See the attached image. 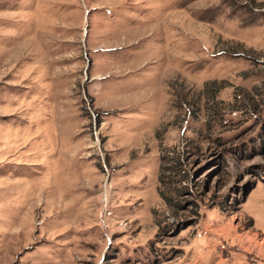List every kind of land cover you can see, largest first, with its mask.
Listing matches in <instances>:
<instances>
[{
    "label": "rangeland",
    "instance_id": "1",
    "mask_svg": "<svg viewBox=\"0 0 264 264\" xmlns=\"http://www.w3.org/2000/svg\"><path fill=\"white\" fill-rule=\"evenodd\" d=\"M0 264H264V0H0Z\"/></svg>",
    "mask_w": 264,
    "mask_h": 264
},
{
    "label": "trees",
    "instance_id": "2",
    "mask_svg": "<svg viewBox=\"0 0 264 264\" xmlns=\"http://www.w3.org/2000/svg\"><path fill=\"white\" fill-rule=\"evenodd\" d=\"M161 179H162V175H161V176H159V181H161ZM160 194H161V197H162V198H164V199L166 200V197H165V196H163V195H162V193H160Z\"/></svg>",
    "mask_w": 264,
    "mask_h": 264
}]
</instances>
